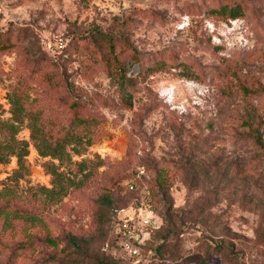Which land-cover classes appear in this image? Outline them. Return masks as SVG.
Here are the masks:
<instances>
[{"label":"rangeland","instance_id":"obj_1","mask_svg":"<svg viewBox=\"0 0 264 264\" xmlns=\"http://www.w3.org/2000/svg\"><path fill=\"white\" fill-rule=\"evenodd\" d=\"M0 7V143L16 145V88L58 136L94 143L61 164L20 123L28 154L0 164V264H131L104 246L111 210L141 206L154 215L145 264H264V0ZM83 161L96 170L79 186ZM48 163L74 182L65 196Z\"/></svg>","mask_w":264,"mask_h":264},{"label":"trees","instance_id":"obj_2","mask_svg":"<svg viewBox=\"0 0 264 264\" xmlns=\"http://www.w3.org/2000/svg\"><path fill=\"white\" fill-rule=\"evenodd\" d=\"M224 7L229 10V17L231 19H236L243 15L242 7L240 5L230 6L227 4ZM23 93L24 92L21 91V89L16 88L11 97V112L13 114L12 121L14 123L5 125V128L9 135L13 138V141L16 142V145L10 143H4V145H2L0 143V164L6 163L10 156H17L20 164H23L24 158L28 154V143L26 141H16L14 137L15 134L19 132V130H21L22 125L20 123H22L25 118L29 119L28 128L31 132V140L33 141L36 149L43 158L49 157L54 160H59L61 164H63L71 159V156L67 151L68 146L76 145L74 147V151H76L77 153H81L80 149L83 147V145L88 148L94 144L92 142L85 143L82 139L75 138L73 136H58L56 126L44 123L43 121H41L38 114H33V110L30 108L27 99L24 98ZM16 123L19 124L16 125ZM254 144L260 145L261 147L264 146L261 134H258V136L256 135ZM98 158L100 157L98 156ZM77 165L81 167L82 172H84L85 170L89 171L84 175V179L81 180L79 184V186H82L85 181L91 179L94 176V172L96 169L85 166L87 165L86 161L77 163ZM45 166L48 172L53 177L54 192H56V196H65L74 182H72V180L68 177L65 178L62 173L57 172L55 164L48 163ZM116 210V208L111 210V221H113V216ZM14 217H18L17 212L14 213Z\"/></svg>","mask_w":264,"mask_h":264},{"label":"built area","instance_id":"obj_3","mask_svg":"<svg viewBox=\"0 0 264 264\" xmlns=\"http://www.w3.org/2000/svg\"><path fill=\"white\" fill-rule=\"evenodd\" d=\"M3 8L0 7V29L3 31L6 27L1 23ZM51 47V46H49ZM145 174L140 170L138 177ZM129 190L135 191L137 183L131 181L127 183ZM142 208H133L132 212L128 209H117L113 216L112 232L108 241L105 243L104 251L110 253L115 258H121L131 264H145L147 257L144 254V233L153 225V213L142 212Z\"/></svg>","mask_w":264,"mask_h":264},{"label":"bare ground","instance_id":"obj_4","mask_svg":"<svg viewBox=\"0 0 264 264\" xmlns=\"http://www.w3.org/2000/svg\"><path fill=\"white\" fill-rule=\"evenodd\" d=\"M96 149L102 156H110L113 158L118 156V153L109 144L99 146Z\"/></svg>","mask_w":264,"mask_h":264}]
</instances>
